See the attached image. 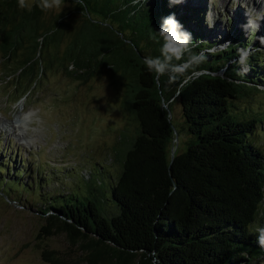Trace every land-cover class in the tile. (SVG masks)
<instances>
[{
    "label": "trees",
    "instance_id": "1",
    "mask_svg": "<svg viewBox=\"0 0 264 264\" xmlns=\"http://www.w3.org/2000/svg\"><path fill=\"white\" fill-rule=\"evenodd\" d=\"M73 1L77 12L87 10L83 0ZM65 2L64 9L51 12L67 10L71 1ZM113 5L109 12L99 11L116 25V44L99 36L95 42L101 51H88L78 73L88 76L100 67H109L123 87V106L131 114L135 132L120 157L119 175L110 177L101 166L108 188L98 179L100 190L82 187L70 193L48 192L47 184L39 178L42 191L38 193L35 182L21 178L22 171L12 176L10 169L1 165L0 156V192L6 190L3 195L9 201V191L12 201L24 207L13 195L33 188L36 198L30 203L45 222L40 231L45 235L65 233L71 243L80 245L86 264H264V246L258 242L259 229L264 228V151L260 142L253 140L257 125L264 129V122L255 115L246 119L235 106L252 90L264 93L259 88L264 86V26L257 34L249 24L238 21L232 26L234 18L228 16V30H215L209 27L197 0L180 4L118 0ZM5 6L12 8L13 14L24 15L15 24L0 11V25L13 22L33 29L28 37L20 35V41H14L13 50L28 39L34 40L32 47L37 49L46 35L35 30L42 10L33 6L28 17L29 11L21 9L16 0H0V9ZM170 13L192 33V53L204 52L206 60L197 63L185 54L176 61L183 65L181 72L158 75L149 72L143 60L160 55L163 41L158 30L162 18ZM12 39L11 35L0 39L4 60L12 57ZM225 42H230L229 46L219 50ZM213 48L217 51H207ZM240 49L250 53L244 64L239 63ZM32 59L35 63V57ZM32 59H24L23 65ZM21 66L9 77L20 75L26 68ZM245 67L248 71L238 75ZM174 103L180 106L188 136L183 151H178L179 131L171 122ZM45 260L58 264L48 256Z\"/></svg>",
    "mask_w": 264,
    "mask_h": 264
},
{
    "label": "rangeland",
    "instance_id": "2",
    "mask_svg": "<svg viewBox=\"0 0 264 264\" xmlns=\"http://www.w3.org/2000/svg\"><path fill=\"white\" fill-rule=\"evenodd\" d=\"M70 1L69 8L58 13L39 11L41 15H38L39 19L37 16L35 30L46 35L37 49L32 47L34 40L28 39L23 40L19 49L13 50L14 41H20L17 40L20 35L28 37L33 29L15 25L23 18V13L13 14L8 6L0 9L15 23L0 25V39L8 35L13 38L11 59L2 58L4 52L0 47V120L4 123V126L0 125L1 165L8 167L12 176L16 171H22L21 178L35 182L38 193L42 191L39 178L47 184L48 192L63 190L70 193L80 191L82 187L100 190L98 179L102 187L108 188L109 180L99 167L107 169L110 177L119 175L120 157L135 132L131 114L123 106V87L117 74L109 67H100L101 70L88 76L78 73V66L87 61L88 51H101L100 44L95 42L99 36L116 44L113 33L116 25L111 24L102 12L112 10L113 3L117 4L118 0H110L107 9L109 0H83L81 3L87 10L80 7L79 12L73 8L76 2ZM197 1L204 9L209 27L215 30H228V16L234 18L232 26L238 21L250 27V21L264 26V0L260 7L254 5L253 0ZM30 13L26 16L30 17ZM107 25L111 29L104 28ZM26 58L32 59L31 65H23ZM93 63L90 58V66H95ZM74 64L77 67L72 66ZM19 66L26 68L20 75L9 77ZM235 106L246 119L255 115L264 122V93L252 90L248 96L238 99ZM255 110L258 112L253 113ZM171 111L172 125L179 131L177 148L183 151L188 136L180 106L174 103ZM19 115L22 119L25 117L23 128L12 125ZM256 130L253 140L259 141L264 151V129L258 124ZM8 182L13 183L12 180ZM2 184L0 181V189H3ZM5 192H0V264H50L45 256L57 259L58 264H86L80 245L71 243L65 233L45 235L40 231L45 222L36 215L35 204L30 203L36 198L33 188L27 193L13 195L24 207L12 201L9 191L11 197L7 201ZM46 197L45 202L49 203V196ZM262 217L264 227V205Z\"/></svg>",
    "mask_w": 264,
    "mask_h": 264
},
{
    "label": "clouds",
    "instance_id": "3",
    "mask_svg": "<svg viewBox=\"0 0 264 264\" xmlns=\"http://www.w3.org/2000/svg\"><path fill=\"white\" fill-rule=\"evenodd\" d=\"M183 0H169L170 4H180ZM18 6L21 9H27L29 12L33 6L39 7L42 11L52 9H64L67 6L65 0H18ZM251 27L258 28L259 25L255 21L249 22ZM158 35L162 38L160 55L146 56L143 63L149 72H155L158 75H171L179 73L183 70V65L176 63L180 61L185 54H188L189 60H195L197 63H203L206 60L204 52L199 54L192 53L194 47L192 43V33L185 29L184 25L177 19L175 13H170L162 18ZM156 39L155 35L152 37ZM230 42L219 45V50H225ZM264 43V39H261ZM209 52L217 51L216 48L208 49ZM249 51L245 49L239 50V63L244 64L249 56ZM248 69L242 68L238 71V75H243ZM258 242L264 246V228L259 229Z\"/></svg>",
    "mask_w": 264,
    "mask_h": 264
},
{
    "label": "bare ground",
    "instance_id": "4",
    "mask_svg": "<svg viewBox=\"0 0 264 264\" xmlns=\"http://www.w3.org/2000/svg\"><path fill=\"white\" fill-rule=\"evenodd\" d=\"M254 1V5H259V7H260V5H262L263 3L261 2L262 0H253ZM263 7V6H262ZM25 122V117H24V119H22V117H20V115L18 116V118L17 119H15V120H13V122H12V125H13V127H22L23 126V124H22V122ZM0 125L1 126H4V123L0 120ZM23 128V127H22ZM25 135V134H24ZM23 135V136H24ZM25 137V136H24Z\"/></svg>",
    "mask_w": 264,
    "mask_h": 264
},
{
    "label": "water",
    "instance_id": "5",
    "mask_svg": "<svg viewBox=\"0 0 264 264\" xmlns=\"http://www.w3.org/2000/svg\"><path fill=\"white\" fill-rule=\"evenodd\" d=\"M168 114L170 115L171 112L168 111ZM174 133L176 134V136L174 137V140H175V142H176V141H177V133H176V131H174ZM174 150H175V148H174V146H173V148H172V150H171V155H172V156H173Z\"/></svg>",
    "mask_w": 264,
    "mask_h": 264
}]
</instances>
